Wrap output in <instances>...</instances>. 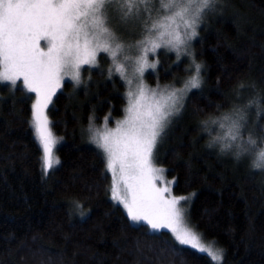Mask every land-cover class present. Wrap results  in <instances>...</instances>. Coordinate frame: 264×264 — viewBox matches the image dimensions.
I'll return each instance as SVG.
<instances>
[{
	"label": "trees",
	"instance_id": "16d2710c",
	"mask_svg": "<svg viewBox=\"0 0 264 264\" xmlns=\"http://www.w3.org/2000/svg\"><path fill=\"white\" fill-rule=\"evenodd\" d=\"M217 3L221 12L206 11L190 45L200 86L161 136L154 162L174 180L173 195L192 196L189 225L221 249L223 264H264V171L245 156L222 158L201 127L244 87L252 92L245 104L264 109V0ZM159 63L156 76L146 77L151 85L191 73L186 59L175 64L160 54ZM113 71L101 55L95 69H83L80 85L65 83L53 98L47 114L61 144L47 176L31 126L32 95L0 84V264H214L167 232L131 224L111 200L105 160L83 138L87 126L106 119L113 126L124 114L123 82Z\"/></svg>",
	"mask_w": 264,
	"mask_h": 264
},
{
	"label": "snow or ice",
	"instance_id": "6c2138e0",
	"mask_svg": "<svg viewBox=\"0 0 264 264\" xmlns=\"http://www.w3.org/2000/svg\"><path fill=\"white\" fill-rule=\"evenodd\" d=\"M217 0H0V83L21 87L35 94L31 123L42 146L45 172L59 164L53 149L57 143L50 127L48 105L62 86L65 77L80 82L81 68L96 65L100 52L110 54L113 62L125 44L110 27L113 14L122 22L130 18L139 25L140 38L129 47L142 46L143 55L136 60V72L143 77L149 63L148 52L155 53L162 44L179 53L187 40L197 35L198 22L212 10ZM184 31L181 33L180 29ZM167 37V39H166ZM43 42V43H42ZM125 59H128L126 56ZM200 65L196 75L180 89L166 87L157 92L141 82L138 91L128 92L126 116L115 129L89 128L96 146L106 154V170L111 173V199L121 205L134 223L143 222L154 231L166 229L176 244L207 253L212 260L222 261V251L213 252L202 242L201 234L185 221L181 201L164 184L163 169L153 164V152L169 117L182 108V93L198 88ZM111 71V69H110ZM115 71L124 76L123 64ZM131 84V80L128 81ZM171 89V90H170ZM243 109H234L218 123L223 132L216 137L222 150L235 149L255 156L253 167L264 171V137L249 135L244 140L241 121ZM167 194V195H165ZM77 207H82L78 202ZM173 250L182 248L173 245Z\"/></svg>",
	"mask_w": 264,
	"mask_h": 264
},
{
	"label": "rangeland",
	"instance_id": "374dc122",
	"mask_svg": "<svg viewBox=\"0 0 264 264\" xmlns=\"http://www.w3.org/2000/svg\"><path fill=\"white\" fill-rule=\"evenodd\" d=\"M221 10H222L221 5L216 2V4L214 5L212 10H210V11L206 10V11H208L210 14H212L213 12L215 14H219L221 12ZM199 26H200V24L198 22L197 27H196V31H197ZM110 27L116 33L117 37L125 44V47H124L123 51L118 54L115 63L113 62L110 54H106V53H103V52L98 53L97 60H96V65L95 66H91V65L82 66L81 75H82L83 69H85V68L95 69L97 67V64H98L99 56L103 55L105 57V59H106V62L109 63L110 68L111 67L114 68L113 72L116 73L115 75L117 77H120V79L123 82L125 101H126L125 109L128 107V95H127L128 92L132 91L135 94L138 91V88H139V85H140L141 82L145 85V87L149 91L152 90V89H156L157 92L159 93L160 90H162V89H164L166 87H169V86H174L175 88L180 89V88L183 87L185 82H187L189 79H191L192 76L196 75V72H195L196 63L193 60L192 49L190 48V45H191V42L198 37V32H197V35L195 37L191 38L190 40H187L186 43L180 47L179 53H177V51L175 49H173L172 46L164 45V44H162V46L159 49H157L155 51V53L149 51L148 52L149 63H154L156 66H155V68H147V69H145L143 77H141L140 74L135 71V69L138 67V65L136 64V60L139 58V56L143 55L142 46L129 47V45L135 43V41L132 39L133 37H137L136 39L140 38L139 25L136 24V22L133 21L131 18L126 23L122 22L119 19V14L114 13L113 14V18L110 21ZM180 31H181V33H183L184 29L181 28ZM166 39H167V37H166ZM160 54H163V56L170 55L174 59V63L175 64H178L180 61H182V59H186V61L191 64L190 65L191 66V68H190L191 73L188 72V74L183 79L182 78H174V79H172L171 81H169V82H167L165 84H159V83H155L153 85L149 84L146 81V77L149 74L156 76V74L158 73L157 71L160 68V63H159V55ZM126 56L128 57V59H125ZM117 63L123 64V66H124V76L123 77L120 75V73L115 71V67H116ZM193 66H194V68H193ZM198 79L200 80V74H199ZM129 80H131V84L128 83ZM65 83H70V84H72L74 86H78L81 83V76H80V82L79 83H77L76 81L71 80L68 77H65L64 81L62 82V86L60 87V89L57 90L56 95L59 92L62 91L63 86H64ZM0 84L8 85V86H10L12 88L15 87L13 85H10L8 82H3V83H0ZM18 84H20L21 88L24 91H26V89L23 88L21 81H18ZM194 89H196V88H193V89H190V90H186V91H184L182 93V96H183L182 105L183 106H182L181 110L179 111V113L174 114L173 116L169 117V121L170 122L166 125V127H165L164 131L162 132L161 136L163 134H165L167 132L168 128H170V126L180 117V115L183 112L182 110L184 108V104H185L186 98H187L189 93L194 91ZM240 91L242 93H240L238 96L234 97L232 105L224 113L220 114V116L217 117L216 120L219 121L220 119H222V117L224 115L230 114L234 109H237V108L243 109L241 114L243 115L244 119L241 121V123L244 125V128H242V131L244 133V140H247V138H248V136L250 134L253 135V137L257 138V139L259 137H264V122L262 121L264 119V109L260 108V104H258V103L252 102V104L251 103L245 104V103H247L249 101L250 98L247 99V101H244V100L248 96H250V94L252 93L249 90V88H245L244 87ZM29 94L32 95L33 104H34L35 103V99H34L35 94L34 93H29ZM55 96H53V98ZM53 98H52V100H53ZM243 104H245V106L240 107ZM49 106H50V104L48 105V107ZM125 109H124L123 116L118 121H116L113 124V126H108L107 125V127L109 129H115L116 126H117V122L122 121L125 118V116L127 114ZM212 121H213L212 119H209V120L205 121L201 125V127L203 129L207 130L205 136H207V139H208V146L214 152H216L218 155L222 156V158H224L225 156H229L230 155L232 158H234L236 160V161H234L236 163L241 162V157H243V156L248 157V159H249L248 162H249L250 166H252V169H255L253 167V160L255 159L254 155L243 154L239 158H237L235 149L222 150V143L221 142H216V137L218 135H220L223 132V130L219 128V124L218 123L214 124ZM31 126H32V123H31ZM104 126H105V121H103L102 124H100L98 126H93V125L92 126H87L85 128V130H84V138H83V140H84V142L87 145H89V146L95 148L97 151H99L102 154V156H103V158L105 160V163H106V154L103 153L102 149H100V148H98L96 146V144L94 143V141L91 138L92 134L89 132V128L90 127L94 128V129H99V130L102 131L104 129ZM32 129H33V132H34L33 126H32ZM161 136L158 138V141L160 140ZM34 137H35L36 143H37V145H38V147H39V149L41 151V172H42V174L44 176H47L51 171H53L56 168L57 164H54L53 167L51 169H49L47 172L44 171V169L42 167V157H43L42 146L39 144V141L36 138L35 133H34ZM54 137L56 138L57 143L54 146L53 155H54V159H57L55 152H56L57 148L60 146L61 140L56 135H54ZM158 141H157V144H158ZM154 152H155V149H154ZM154 152H153V164H154L155 167L160 168L154 162ZM160 169H162V168H160ZM109 174L111 176V173H109ZM162 175L164 177V184H162L161 181L158 180V181H156L158 187L164 186L165 184H168V182L174 181L173 179L168 178L166 176V174L164 172V169H163ZM173 185H174V183H171L169 186L173 189ZM172 194H173V192H172ZM165 195H167V194H165ZM186 197H189V199L186 200V201H181L180 207H182L184 209L185 221H186L187 224H189V222H188V212H189V208H190V205H191V202H192V196L191 195H186ZM111 200L114 203L118 204L115 200H113V199H111ZM123 210L126 213V210L124 208H123ZM126 215H127V213H126ZM128 219L131 222V224H133V225H143V226L147 227V229L150 232H152V233L167 232V233L170 234V236L172 237L173 241L175 242L172 233L169 232L166 229H162V230L157 232V231L152 230L148 225L144 224L143 222H140L139 224H137V223H134L133 221H131L130 218H128ZM202 242L205 244L206 247H209L213 252L221 251L220 248H218L217 246H215V245H213L211 243H207L204 240H202ZM182 247H186V246H182ZM192 250L196 251L197 253H200L199 251H197L195 249H192ZM200 254L205 255L209 259L212 260V258L207 253H200ZM212 262L214 264H223V259H222V261H214V260H212Z\"/></svg>",
	"mask_w": 264,
	"mask_h": 264
}]
</instances>
